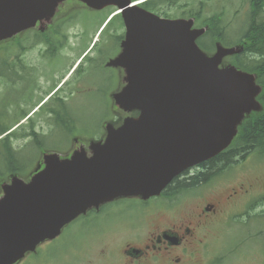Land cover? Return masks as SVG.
<instances>
[{"label": "water", "instance_id": "1", "mask_svg": "<svg viewBox=\"0 0 264 264\" xmlns=\"http://www.w3.org/2000/svg\"><path fill=\"white\" fill-rule=\"evenodd\" d=\"M63 1L0 0V41L35 25L43 30ZM78 1L120 11L125 38L108 65L123 69L124 85L113 98L123 111L139 114L118 127L107 123L104 139L87 149L44 153L43 167L28 181L13 176L1 184L0 264H14L90 207L158 195L183 171L223 151L242 119L260 109L255 75L220 67L242 47L217 43L207 55L196 43L205 28H192V19L161 18L131 0Z\"/></svg>", "mask_w": 264, "mask_h": 264}, {"label": "rangeland", "instance_id": "2", "mask_svg": "<svg viewBox=\"0 0 264 264\" xmlns=\"http://www.w3.org/2000/svg\"><path fill=\"white\" fill-rule=\"evenodd\" d=\"M248 8V0H216L209 4L207 8L208 11H206L207 14H210L214 10L223 12L221 17L224 19V24L227 27L229 36L230 33L235 34L241 26V23L244 22ZM111 9L113 10V8ZM95 12L96 11L84 10L82 15L84 18H87L88 29L92 32L94 29L92 25L96 24L97 26L100 22L98 19H102L104 16V13ZM168 13L171 16H178L176 8L169 9ZM79 23L80 22L77 21L72 24L69 30L73 28L74 31L80 30ZM195 25L197 27L199 26L196 21ZM89 34L92 35L90 32ZM21 36L23 37L17 38L18 40H21L22 45L25 46L24 60L29 63L33 62V59L36 58L35 51L38 49V47H35V49L33 48L28 50L33 34L25 33ZM227 38L229 40L235 39V37ZM99 39L100 41L102 40L100 37ZM9 41H11V45L13 46L11 49V55H16L18 46L13 39H9ZM213 51L210 52V54L213 53ZM77 54L78 53H76L74 57L71 53L67 54L68 58L66 63H64V65H60V69L54 68V71H52V77L55 79L56 84L59 80L60 74H64L67 71V67L72 62V57L76 58L75 56H77ZM228 61L229 58L227 57L223 59V63ZM80 73L81 78H84L86 71L82 70ZM13 74H16L15 68L13 70ZM91 74L92 75L91 78H89V81L101 77L103 71L98 70V72L95 73V71L92 70ZM0 82L1 101L5 94L4 88L7 82H4L2 78ZM52 82V79H43L42 83L39 84V89L33 92L34 96L31 99V102H29V100L18 101V103L13 102V106L8 107V110L12 111V116L16 114V111L19 108H23L25 113H28L30 118L33 119V128L37 133H40V136L48 135L53 129V125L47 120L49 116L44 113L36 115L39 109H36L34 112L32 110L36 108L39 98H44L46 96L47 93H45V89H47ZM99 82L102 85H105L102 80ZM63 87L65 90L61 93L62 97L69 95V98H72L73 94H75L76 101L70 100L68 103V107H72L74 109H72V111L68 109V113L80 120L81 128L78 129V125L75 123L76 129L73 135H66V137L65 135H61V133L57 132L51 139L45 138L46 144L44 147H41L42 150L40 149L41 151H39V148H36L31 144L30 141L33 137L28 136L30 133V127L26 124L27 121H23L22 124L15 129V131L20 128L18 134H25V136H18V138H14L12 140V144L15 148L21 149V156L23 159L31 161V164L27 166V170H23L24 172H21L20 177L25 181L35 169H38L42 151L57 150L53 148L56 147L57 144L62 148H59L58 150L60 153H67L71 151L73 147L72 141L75 138L84 142H88L90 140L97 141L103 138L105 134L103 127L104 123L109 122L111 124L118 125L124 117V115L119 112H115L114 110L111 112L109 117L104 116L106 113L104 111L106 110L104 105L101 103L103 101L99 98L95 88H89L83 92L86 88L85 82H83V87H79L78 92H76V86H72V84L63 85ZM12 90L15 92L14 88H12ZM115 90H112V92ZM6 93H8V91H6ZM11 94H13V92ZM33 147H35V149L30 150ZM239 159L240 160L233 163L232 166L226 168L225 172L221 175L215 176L209 184L205 186L202 192L211 187L224 188L226 186L229 187L230 185L242 182L245 183L246 188L250 190L248 195L246 197H241L234 207L227 206L226 217L224 216L223 218L211 223L202 231L200 238L203 240L193 244L190 248L191 253L184 255L183 262L185 264H264V216H255L256 214H254H260L264 211V201L259 202L254 209L248 210L249 213H246L247 208L254 201L253 200L251 202V200L264 195V154L252 153ZM189 194L191 193H187L186 195L184 194L183 197L174 204L173 208L177 211H184L187 209L190 210L193 207V200L191 199L195 195ZM243 201H245V203L241 204ZM130 203L131 202H127L123 205V207H120V209L123 210H120L113 205H110L109 209L106 206L103 209L100 208L99 211H115L114 214L113 212H109V215L116 216H114L113 219L110 217L105 221L100 220L99 225H95L94 231L82 234L78 229L79 226L76 224L78 228H76L75 225H72L64 231V235L68 234V236L72 235L77 237L76 242H81L83 244L86 242L89 246H85V248L93 254V256H91L92 260H89L92 263L115 264V261L101 257L99 258L97 254L98 251L104 249L105 247H114L119 245L128 237L129 232L125 229L126 224L123 216H135L138 213H135L138 211L137 208L132 207L128 209L125 207ZM125 210H127V214L124 213ZM248 215H250V217H248ZM101 226L105 228L103 229Z\"/></svg>", "mask_w": 264, "mask_h": 264}, {"label": "flooded vegetation", "instance_id": "3", "mask_svg": "<svg viewBox=\"0 0 264 264\" xmlns=\"http://www.w3.org/2000/svg\"><path fill=\"white\" fill-rule=\"evenodd\" d=\"M63 6L65 8L57 10V13L62 15L64 20L67 17L77 18L83 13L85 8L83 5L76 3L64 4ZM50 28L51 25L49 26ZM53 30H58V28ZM53 30H51V33ZM84 37L85 35L82 31L69 32L66 39L73 40L70 45L72 48L66 47L64 51L60 48L63 46L61 42L64 37H46L43 41L34 39L32 41V49L38 47L35 51L36 58L33 59V62H27V70L25 68L21 69L20 61L17 60L15 85L16 83L18 86L22 84L23 89L32 90L31 93L39 89V84L42 83L43 79H52L51 63L58 61L56 58L51 59V50L54 49L53 51H56L58 49L62 54L57 55V57L64 61L67 59L65 55L68 52L74 57L76 50L82 46ZM115 48L116 45L113 43H109L106 48H103L102 52L107 55V59H104V54H100L101 47L95 46L94 49L88 52L89 54L95 52L97 55H91L87 59L92 67L85 69V77L81 78L79 71H72L71 68H68V71L63 74L61 83L76 86V92H78L80 86L83 87V82L86 83V90L89 88L97 90L113 88L116 72H118L119 76L122 73L120 68L106 66L107 60L117 54V52L115 53ZM74 61L75 58H72L70 65L73 66ZM92 70L95 73L101 70L103 74L101 77L89 81ZM100 80L105 85H102L99 82ZM58 88L59 86L53 91L51 97H53L52 100L55 99L56 105H61L64 99L59 95L61 91H57ZM24 94L22 93L21 96ZM101 95L105 96V94ZM202 171L203 165H200L191 171H187L179 179L189 181L191 177L199 175ZM209 181L197 183L188 191L195 195L191 199L193 200V207L190 210L177 211L173 208L174 204L187 193L171 199L151 198L148 200H136L135 204L138 211L135 213H138L135 216H123L126 224L125 229L129 232L128 237L117 246L105 247L98 251V257L111 259L115 261V264H185L183 262L184 255L191 253L190 248L193 244L203 240L200 238L202 231L211 223L224 216L226 217V207H234L237 201L241 197H246L250 191L246 188L245 183L238 182L229 187H211L202 192L205 186L209 184ZM244 203L245 201L241 204ZM109 212L115 213L108 210L99 211V209L91 211L88 216L85 213V216L79 219V230L85 233L94 231L95 225H99L100 220L105 221L110 217H112L111 219L114 218V215L110 216ZM124 213L127 214V210ZM101 228L104 229L105 227L101 226ZM55 239L39 243L34 250L27 252L15 264H97L89 261L92 260L91 256L93 254L85 248V246H89L86 242L85 244L76 242L74 241V236H68V234L62 236L60 240Z\"/></svg>", "mask_w": 264, "mask_h": 264}, {"label": "trees", "instance_id": "4", "mask_svg": "<svg viewBox=\"0 0 264 264\" xmlns=\"http://www.w3.org/2000/svg\"><path fill=\"white\" fill-rule=\"evenodd\" d=\"M214 1L216 0H147L141 6L163 16H169V9L176 8L178 16L194 17L197 25H207L208 29L197 40V43L208 53L214 50L215 41H219L225 46L243 44L242 52L231 56L230 61L237 67L257 75V82L263 87L258 97L263 108L261 111L252 112L244 119L230 146L225 151L203 162V171L199 175L191 177L189 181L180 180L179 177L174 178L164 191L166 196H175L199 181L209 180L223 166L230 164L233 158H243L253 152L264 153V0H248L249 8L246 12V18L233 36L237 37L233 41L227 38L229 37L227 27L221 17L223 12L214 10L207 14L209 4ZM120 27H122L120 16H116L108 22L104 33L115 38L118 42L122 38L119 31ZM34 34L36 39H45L47 35V33L38 31H35ZM111 37L108 39L110 40ZM12 48L11 41L0 42V80L2 78L4 82H7L4 88V97L0 101V135L6 133L17 119L11 115L12 111L8 110V107L13 106V102L18 103L15 98L17 94H11L13 92V80L16 79L13 70L19 59L18 55H11ZM14 58L16 59L14 60ZM20 66L23 69L25 64L20 63ZM44 109L47 110L45 107ZM48 109L55 114L57 121L63 122L57 109L50 107ZM18 111L21 112V109L16 112ZM29 127L32 128V124H29ZM29 134L33 137L30 141L31 144L35 145L36 148H41L42 143L37 139L38 136L32 131ZM18 136H25V134L7 132L0 138V181L8 179L9 176L20 175L26 168V163H23L25 160L21 156V149L15 148L12 144V140ZM260 216H264V214L260 213Z\"/></svg>", "mask_w": 264, "mask_h": 264}]
</instances>
